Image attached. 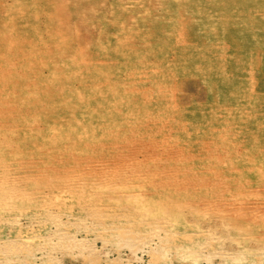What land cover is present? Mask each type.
Segmentation results:
<instances>
[{"label":"rangeland","instance_id":"obj_1","mask_svg":"<svg viewBox=\"0 0 264 264\" xmlns=\"http://www.w3.org/2000/svg\"><path fill=\"white\" fill-rule=\"evenodd\" d=\"M129 247L264 264V0H1L0 264Z\"/></svg>","mask_w":264,"mask_h":264},{"label":"bare ground","instance_id":"obj_2","mask_svg":"<svg viewBox=\"0 0 264 264\" xmlns=\"http://www.w3.org/2000/svg\"><path fill=\"white\" fill-rule=\"evenodd\" d=\"M0 2H1V0H0ZM50 15H51V14H50ZM241 28H242V27H241ZM74 29H75V28H74ZM76 32H77V31H76ZM179 33H180V32H179ZM5 35H6V34H5ZM255 36H256V35H255ZM253 37H254V36H253ZM230 38H231V37H230ZM240 38H241V37H240ZM234 39H235V38H234ZM238 39H239V38H238ZM238 39H237V40H238ZM237 40H235V41H237ZM239 40H240V39H239ZM233 41H234V40H233ZM235 41H234V42H235ZM241 42H242V41H241ZM238 45H239V43H238ZM243 48H244V47H243ZM81 49H82V48H81ZM241 51H242V50H241ZM243 52H244V51H243ZM245 52H246V51H245ZM244 54H245V53H244ZM2 56H3V54H2ZM13 61H14V60H13ZM11 62H12V61H11ZM9 64H10V63H9ZM10 65H11V64H10ZM9 69H10V68H9ZM10 70H11V69H10ZM10 70H9V71H10ZM9 71H8V72H9ZM79 95H80V94H79ZM143 99H144V98H143ZM175 103H176V102H175ZM10 110H11V109H10ZM5 137H6V135H5ZM6 140H7V139H6ZM6 140H4V141H6ZM1 141H3V140H1ZM71 154H72V153H71ZM74 156H75V155H74ZM81 159H82V158H81ZM207 170H208V169H207ZM209 170H210V169H209ZM77 173H78V172H77ZM215 176H216V175H215ZM203 179H204V178H203ZM211 180H212V179H211ZM97 181H98V180H97ZM99 181H101V180H99ZM195 181H196V180H195ZM71 182H72V181H71ZM102 182H103V181H102ZM102 182H101V183H102ZM72 183H73V182H72ZM78 183H79V182H78ZM93 183H94V182H93ZM207 183H209V182H207ZM207 183H206V184H207ZM70 184H71V183H70ZM210 184H211V183H210ZM88 185H90V184H88ZM91 185H92V184H91ZM94 185H95V183H94ZM68 186H69V185H68ZM76 186H77V185H76ZM80 186H81V185H80ZM124 186H125V185H124ZM70 187H71V186H70ZM74 187H75V186H74ZM90 187H91V186H90ZM92 187H93V186H92ZM115 187H116V186H115ZM115 187H114V188H115ZM126 187H127V186H126ZM8 188H9V187H8ZM80 188H81V187H80ZM80 188H79V190H80ZM222 188H223V187H222ZM107 189H108V188H107ZM224 189H225V188H224ZM82 190H83V189H82ZM114 190H115V189H114ZM87 191H88V190H87ZM89 192H91V191H89ZM123 192H124V191H123ZM118 193H119V192H118ZM8 194H10V193H8ZM8 196H9V195H8ZM11 196H12V195H11ZM88 197H90V196H88ZM78 198H79V197H77V199H78ZM4 199H5V198H4ZM8 200H9V199H8ZM28 200H29V199H28ZM4 201H5V200H4ZM26 201H27V200H26ZM76 203H77V202H76ZM82 203H84V201H83ZM68 204H69V203H68ZM88 204H89V203H88ZM78 205H79V204H78ZM85 205H86V204H85ZM40 206H41V205H40ZM46 206H47V205H46ZM69 206H70V205H69ZM80 206H81V205H80ZM88 207H89V206H88ZM86 209H87V208H86ZM50 210H52V209H50ZM86 211H87V210H86ZM50 212H52V211H49V213H50ZM54 213H55V212H54ZM88 215H89V214H88ZM12 216H13V215H12ZM15 216H16V215H15ZM18 216H19V215H18ZM51 216H52V215H51ZM47 217H48V216H47ZM177 217H178V216H177ZM49 218H50V217H49ZM51 218H52V217H51ZM84 218H85V217H84ZM89 219H90V218H89ZM5 220H6V217H5ZM155 220H156V219H155ZM177 220H178V218H177ZM6 221H7V220H6ZM6 221H5V222H6ZM13 221H14V220H13ZM73 221H75V220H73ZM77 221H78V220H77ZM7 222H8V221H7ZM16 223H17V222H16ZM73 223H75V222H73ZM78 223H79V222H78ZM82 224H83V223H82ZM84 224H85V223H84ZM79 226H80V225H79ZM56 228H57V227H56ZM58 228H60V227H58ZM75 228H76V227H75ZM104 228L106 229V227H104ZM60 229H61V228H60ZM117 229H118V228H117ZM51 231H52V230H51ZM58 231H59V230H58ZM65 231H66V230H65ZM116 231H117V230H116ZM122 231H124V230H122ZM39 232H40V231H39ZM52 232H53V233H52ZM52 232H51V233L54 234L55 231L53 230ZM56 232H57V230H56ZM60 232H61V231H60ZM60 232H58V234H59ZM63 232H64V231H63ZM67 232H68V231H67ZM108 232L110 233V230H109ZM120 232H121V231H120ZM120 232L118 231V232H115V233H119V236H120V234H121ZM47 233H48V232H47ZM47 233H46V235H47ZM111 233H112V235L115 234V233H113L112 231H111ZM166 233H167V232H166ZM40 234H41V232H40ZM62 234H63L62 232H61V235L59 234L60 237H61V236H64L66 233H64V235H62ZM123 234H124V233H123ZM48 235H50V234L48 233ZM54 235H55V234H54ZM54 235H53V236H54ZM107 235H108V234H107ZM117 235H118V234H117ZM26 236H27V235H26ZM32 236L37 237V236H39V233H38V235H32ZM43 236H44V235H42V234L40 235L41 238H42ZM56 236H57V235H56ZM68 236H69V235H68ZM105 236H106V234H105ZM105 236L103 235L102 238H104ZM27 237H28V236H27ZM69 237H70V236H69ZM73 237H74V236H73ZM169 237H170V236H169ZM38 238H39V237H38ZM62 238H63V237H62ZM64 238H67V237L65 236ZM71 238H72V237H71ZM71 238H70V239H71ZM187 238H189V237H187ZM39 239H40V238H39ZM39 239H38V240H39ZM164 239H166V238H164ZM184 239H186V238H184ZM190 239H191V238H190ZM103 240H104V239H103ZM159 240H160V239H159ZM192 240H193V239H191V241H192ZM142 241H143V240H142ZM185 241H186L187 243L189 242V244H190V240H188V241L185 240ZM122 242H124V241H122ZM122 242H121V244H122ZM160 242H161V241H160ZM178 242H180V239H179ZM186 242H184V240H183V243L186 244ZM192 242H193V241H192ZM192 242H191V244H192ZM180 243H181V242H180ZM180 243H179V244L176 243L177 245H176L175 248H176L177 250H181V251H183V252L186 251L188 247H187V248L185 247L186 250H184V245L181 243V244L183 245V246H182V245H180ZM193 243H195L194 245H196L197 242H193ZM189 244H187V245H189ZM81 245H82L81 243H79V244H75V243H74V245H72V244H71V245H70V244H69V245H68V244H67V245H64V246H65L64 251H65V252H68V254H70V255L73 256V257H74V255H75L76 252H77V254L80 253V254L83 255L82 258L86 259L87 262H89V261H88L89 259H92V261H93V260H96V259H97L96 255H97L98 257L101 256V255H99L100 253H102L101 250H97V251L95 252L96 255H92V254H91V251L88 250L89 247H85V246H81ZM123 245H124V244H123ZM134 245H137V244H134ZM142 245H143V244H142ZM155 245H156V244H155ZM160 245H161V244H160ZM192 245H193V244H192ZM194 245H193V246H194ZM201 245H202V244H201ZM204 245H205V244H204ZM137 246H138V245H137ZM193 246L190 247V248H194ZM4 247H5V246H4ZM28 247H29V246H28ZM134 247H136V246H134ZM134 247H132V249H131V247H129V249L131 250L130 253L132 254L131 257H129V258L127 257L128 259H126V258H123V257L121 256V254L119 253L118 256L116 255L117 257H115V258L113 257V258H112V259H114V260H116V261H114V260H112L111 258L108 257V253H109V252L107 253V250H106L105 252H103V254L107 256V259H106V260L103 259V258H104V255L102 254V255H103V258H102V259L104 260L103 264H104V263H105V264H109V262L111 263V261H113L111 264H113V263H114V264H133V263H132L133 260H135L136 258L138 259V256H137L136 251H135L136 249H135ZM160 247H162V245H161V246H158V247L155 246V248L152 249V250H154V252H159V253H160L161 250H162V248H163V247H162V248L160 249ZM26 248H27V247H26ZM133 248H134V249H133ZM4 249H5V248H4ZM7 249H8V247H7ZM23 249H25V247H23ZM27 249H28V248H27ZM143 249H144V248H143ZM1 250H2V249H1ZM29 250H30V249H28V251H29ZM199 251H200V250H199ZM1 252H2V251H0V253H1ZM25 252H26V251H25ZM132 252H135V253H132ZM148 252H150V251H148ZM179 252H180V251H179ZM187 252H188V251H187ZM190 252H192V251H190ZM22 253H23V252H22ZM43 253H47V251H46V252L44 251ZM93 253H94V252H93ZM95 253H94V254H95ZM161 253H163V252H161ZM161 253H160V254H161ZM180 253H181V252H180ZM184 253H185V252H184ZM205 253H206V252H205ZM210 253H212V252H210ZM213 253H214V252H213ZM219 253H220V252H219ZM222 253H223V252H222ZM2 254H3V253H1L0 257H2ZM50 254H51V253H50ZM155 254H156V253H155ZM157 254H158V253H157ZM202 254H203V253H202ZM216 254H217V253H216ZM41 255H42V254H41ZM44 255L46 256V254H43V256H44ZM161 255H162V254H161ZM208 255H209V254H208ZM43 256H42L41 258H42V259H45V258H43ZM48 256H49V253H48ZM124 256H125V255H124ZM149 256H150V255H149ZM155 256H156V255H155ZM209 256H211V255H209ZM219 256H220V255H219ZM222 256H224V255L222 254ZM23 257H25L24 254H23ZM46 257H47V256H46ZM180 257H182V255H181ZM52 258H53V257H52ZM94 258H96V259H94ZM99 258H100V257H99ZM99 258H98V260H99ZM132 258H133V259H132ZM139 258H140V256H139ZM155 258H159V257L157 256V257H155ZM208 258H209V257H208ZM237 258H238V257H237ZM39 259H40V257H39ZM55 259H56V258H55ZM168 259H169V257H168ZM195 259H196V258H195ZM238 259H240V258H238ZM28 260H29V259H28ZM98 260H97V261H98ZM138 260H139V259H138ZM153 260H154V259H153ZM153 260H152L151 262H153ZM205 260H206V259H205ZM84 261H85V260H84ZM101 261H102V260H101ZM135 261H136V260H135ZM38 262H39V261H38ZM154 262H155V260H154ZM154 262H153V263H154ZM237 262H238V261H237ZM239 262H241V261H239ZM93 263H94V262H93ZM149 263H150V262H149ZM223 263H224V262H223ZM259 263H260V262H259ZM94 264H96V262H95ZM225 264H227V262H226ZM238 264H239V263H238ZM255 264H257V263H255Z\"/></svg>","mask_w":264,"mask_h":264}]
</instances>
